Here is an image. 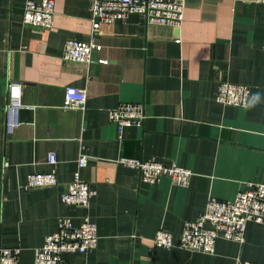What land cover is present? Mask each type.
<instances>
[{
  "label": "crops",
  "instance_id": "obj_1",
  "mask_svg": "<svg viewBox=\"0 0 264 264\" xmlns=\"http://www.w3.org/2000/svg\"><path fill=\"white\" fill-rule=\"evenodd\" d=\"M25 1L0 0V245L19 246L18 264H32L58 217L78 225L87 212L96 248L64 253L60 264H264V224L253 221L241 244L218 238L212 254L152 241L165 229L176 243L210 196L230 200L264 181V3L185 0L178 27L140 14L102 22L91 56L106 63L86 66L61 57L66 40H89L90 0H54L49 29L22 23ZM10 80L21 83L24 106L5 134ZM221 81L248 85L247 105L218 102ZM66 86L86 89L82 110L61 107ZM256 92L261 100L249 106ZM123 102L141 103L145 117L119 136L108 111ZM49 152L58 184L21 188L27 174L51 169ZM80 153L88 159L78 168ZM120 156L174 160L193 175L187 187L168 178L149 184ZM77 170L95 190L87 210L60 200Z\"/></svg>",
  "mask_w": 264,
  "mask_h": 264
},
{
  "label": "built area",
  "instance_id": "obj_2",
  "mask_svg": "<svg viewBox=\"0 0 264 264\" xmlns=\"http://www.w3.org/2000/svg\"><path fill=\"white\" fill-rule=\"evenodd\" d=\"M264 3V0H257ZM185 0H90L91 30L89 40L70 38L64 44L62 60L79 62L86 66L95 60L92 50H100L95 40L96 32L102 22L112 23L124 20L129 14H140L148 24L178 27L183 20ZM54 16V0H26L23 6L22 23L31 27L49 29ZM179 42V39L176 40ZM250 88L246 84L221 81L216 90V100L225 105L245 107L248 103ZM87 91L84 88L66 86L61 107L65 110L85 107ZM22 103V85L10 80L7 84L4 106V132L12 133L19 125V110ZM109 118L117 126L119 136L125 126H140L145 117L141 103L123 102L108 111ZM85 154H79L77 167L87 164ZM57 157L49 152L46 163L51 167L46 172L27 174L21 188L31 189L50 187L58 184L54 170ZM118 162L125 167L137 170L141 181L154 184L162 178L179 187H187L192 171L180 166L176 161L164 163L157 158H130L120 156ZM95 190L80 178L78 170L67 182L60 193V200L66 205H76L87 210ZM249 221L264 224V181L251 182L247 189L239 190L233 199L223 200L210 196L204 209L192 219L183 223L182 232L175 243L172 233L159 229L153 237L154 245L162 248H180L212 254L218 238L241 244L244 241L246 224ZM98 244L97 226L86 212L78 225L68 216L56 220L53 232L46 235L43 242L33 249L32 264H60L62 254L67 252L84 254ZM21 248L0 245V264H18ZM241 264H263L244 260Z\"/></svg>",
  "mask_w": 264,
  "mask_h": 264
},
{
  "label": "clouds",
  "instance_id": "obj_3",
  "mask_svg": "<svg viewBox=\"0 0 264 264\" xmlns=\"http://www.w3.org/2000/svg\"><path fill=\"white\" fill-rule=\"evenodd\" d=\"M262 94L260 92L253 93L251 96V102L249 106H254L256 103H258L261 100Z\"/></svg>",
  "mask_w": 264,
  "mask_h": 264
}]
</instances>
